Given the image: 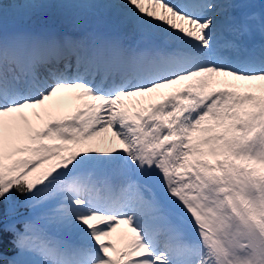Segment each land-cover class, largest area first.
Instances as JSON below:
<instances>
[{"label":"snow or ice","instance_id":"snow-or-ice-1","mask_svg":"<svg viewBox=\"0 0 264 264\" xmlns=\"http://www.w3.org/2000/svg\"><path fill=\"white\" fill-rule=\"evenodd\" d=\"M0 264H264V0H0Z\"/></svg>","mask_w":264,"mask_h":264},{"label":"rangeland","instance_id":"rangeland-1","mask_svg":"<svg viewBox=\"0 0 264 264\" xmlns=\"http://www.w3.org/2000/svg\"><path fill=\"white\" fill-rule=\"evenodd\" d=\"M3 3L5 4H10L12 3V0H2ZM17 2H23V0H17ZM58 16H59V12H55L54 10H48L46 13L43 14H37L36 16L33 17V21L35 22V26H36V22L38 21H44L46 24L52 23V19H55V21L58 22ZM36 20V21H35ZM53 27H56V25L52 24ZM123 227V226H122Z\"/></svg>","mask_w":264,"mask_h":264},{"label":"bare ground","instance_id":"bare-ground-1","mask_svg":"<svg viewBox=\"0 0 264 264\" xmlns=\"http://www.w3.org/2000/svg\"><path fill=\"white\" fill-rule=\"evenodd\" d=\"M51 10H54L55 12H59V11L56 10V9H51ZM51 21L53 22V21H55V19H52ZM56 22H57V21H56ZM53 24L56 25V24H58V22H57V23H53Z\"/></svg>","mask_w":264,"mask_h":264}]
</instances>
